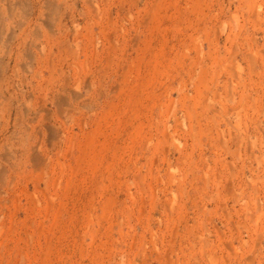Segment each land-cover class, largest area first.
Masks as SVG:
<instances>
[{
    "label": "rangeland",
    "instance_id": "1",
    "mask_svg": "<svg viewBox=\"0 0 264 264\" xmlns=\"http://www.w3.org/2000/svg\"><path fill=\"white\" fill-rule=\"evenodd\" d=\"M31 1L0 17V264H264V0Z\"/></svg>",
    "mask_w": 264,
    "mask_h": 264
},
{
    "label": "bare ground",
    "instance_id": "2",
    "mask_svg": "<svg viewBox=\"0 0 264 264\" xmlns=\"http://www.w3.org/2000/svg\"><path fill=\"white\" fill-rule=\"evenodd\" d=\"M13 1H15V4H13L12 5V2ZM47 1V0H46ZM46 3V2H45ZM18 7H17V6ZM34 5L35 4H33V1H31V0H0V17L1 16H5L4 14H7V16L9 17V18H11L12 17V15H13V11L14 10H17V9H21L22 11H24V13L26 14V16H29V14H28V11L31 9V8H34ZM38 5V4H37ZM20 7V8H19ZM38 8V7H37ZM2 9V10H1ZM34 11V10H33ZM38 11V10H37ZM33 13V12H32ZM39 13V12H38ZM33 15H34V13H33ZM32 16V15H31ZM29 18V17H28ZM32 18V17H31ZM14 20V19H13ZM24 21V20H23ZM32 21V20H31ZM34 21H35V19H34ZM39 22V21H38ZM19 24V23H18ZM32 24V23H31ZM30 25V24H29ZM33 25V24H32ZM2 27H3V22L1 21V18H0V30L2 29ZM47 27V26H46ZM21 27H19V29H20ZM30 28V27H29ZM34 28V27H33ZM48 28H50V25H48ZM47 28V29H48ZM52 28V27H51ZM27 29V28H26ZM14 30V29H13ZM50 32V31H49ZM16 34V33H15ZM19 35V34H18ZM53 35V34H52ZM7 36H9V35H7ZM10 37V36H9ZM12 39V38H11ZM10 39V40H11ZM21 39V38H20ZM7 40V39H6ZM7 42V41H6ZM19 42V41H18ZM27 43H29L27 40H26V42L24 43V44H27ZM28 45V46H27ZM26 46V51L27 52H25V54H26V56H27V58L31 61V60H34V55L30 52L31 51V49H32V45L31 44H27ZM35 46H36V44H35ZM20 47V46H19ZM41 48V47H40ZM14 49V48H13ZM20 49V48H19ZM40 51V50H39ZM12 51H10V47H9V49L7 50V52H6V54H5V56H3L2 57V59H0V65L1 64H4V62H5V68H4V70L2 71V73H4V72H7L8 71V69H9V67L11 66L10 65V62H11V60L13 59V54L11 53ZM39 56V55H38ZM39 58V57H38ZM34 62V61H33ZM12 63V62H11ZM30 64L31 63H29V61H28V64H23L22 66L28 71V72H30V71H32V69H31V67H30ZM21 66V65H20ZM1 67V66H0ZM20 69V68H19ZM26 71V72H27ZM9 75V74H8ZM7 76V75H6ZM9 77V76H8ZM11 78H12V76H11ZM10 79V78H9ZM7 80V79H6ZM6 84V83H5ZM10 85V84H9ZM2 87V86H1ZM1 87H0V91H1ZM4 87V86H3ZM5 88H7V87H5ZM8 89V88H7ZM73 97L76 99L77 97H78V94H77V91L75 92V91H73ZM65 98V97H64ZM63 101H64V99H62ZM63 101H61V103H63ZM58 103V102H57ZM64 106V105H63ZM37 110V109H36ZM10 112H11V109H9V111H8V113L10 114ZM38 158V157H37Z\"/></svg>",
    "mask_w": 264,
    "mask_h": 264
}]
</instances>
